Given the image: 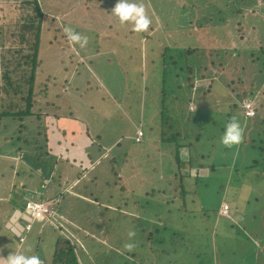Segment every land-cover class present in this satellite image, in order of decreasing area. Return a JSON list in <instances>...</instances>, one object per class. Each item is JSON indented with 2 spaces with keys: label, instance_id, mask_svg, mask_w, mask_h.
Listing matches in <instances>:
<instances>
[{
  "label": "rangeland",
  "instance_id": "374dc122",
  "mask_svg": "<svg viewBox=\"0 0 264 264\" xmlns=\"http://www.w3.org/2000/svg\"><path fill=\"white\" fill-rule=\"evenodd\" d=\"M6 1L13 0H0V7ZM95 1V6L89 10L78 6L77 0L41 1L46 15L39 42L43 56L34 80L43 81L53 76L58 84L64 85L69 72L74 81L79 77L86 80L88 89L81 90L80 96L70 90L67 99L58 98L63 102L58 110L59 116L71 114L79 123L89 125L94 120L100 121L95 129L101 134L96 137L90 132L94 145L89 144L88 149L99 151L112 145L119 154L121 149L127 151L128 144H133L130 149H134V153L120 154L114 162L116 168L103 160L102 167L92 176L93 170L88 169V178L97 179L89 184V193L97 199L98 206L86 205L89 202L84 200L85 204L74 203L75 208L70 212V216L80 220L87 232L79 231L81 239L75 240L64 219L66 224L54 228L59 237L76 247L80 264H261L264 258V82L261 85L264 65H261V75L252 82L247 81L241 88L248 91L250 83L255 88L261 87L257 94L261 96L257 97L256 115L249 120L243 118L234 103L236 100L233 101L235 106L228 104L236 92L227 85V69L254 67V62L247 64L248 60H244L241 51L256 52L258 48H264V0H138L144 3L151 19L148 30L143 33L133 32L128 23H118L110 12L113 5L104 6V1L115 4L116 0H101V7ZM47 11H51L54 20ZM23 13L24 17L19 13L14 17L0 11V35L18 33L22 21L27 22L24 19L27 15ZM104 19L109 22V27L101 35L107 38L97 41L94 35H101L92 29V25ZM63 21L88 37L84 47H73L68 42L72 50L83 57L82 61L74 55L69 56L67 50H61V46L67 48L64 37L59 39L63 32H58L57 38L53 39V28L62 26ZM234 21L239 22L238 25L242 22L246 30L240 32L241 27L234 30ZM16 22L20 24L16 25ZM5 40L0 37V45ZM163 52L172 57L173 67L168 61L164 63ZM212 61L224 65L226 74L224 71L214 82H201L193 90L190 85L195 80L189 78L196 76L197 67ZM2 69L0 67V75ZM161 72L165 75L166 86L172 81L173 87L180 85L166 97L161 95L160 86L164 79ZM209 83H212V92L202 95V89ZM50 88L52 92L47 91V97L60 95L65 90L61 86ZM0 97H4L2 90ZM124 97L141 100L154 120L153 129L151 125H143L141 144L129 140L139 123V103L131 105L128 120L117 108ZM200 98L206 108L198 107ZM243 100H239L240 106ZM190 103L194 106L189 108L195 109L193 112H188ZM216 103L220 104L216 106ZM24 105L23 102L20 104L21 107ZM158 111H164L162 116L168 124L162 122L161 115L157 117ZM106 113L110 114L109 122L108 119L101 121ZM233 117L243 128L242 142L225 148L219 138L225 123ZM113 124L116 128L110 126ZM23 126L27 128L23 129ZM34 128L39 129L38 135L28 131ZM71 128L78 129L76 125ZM108 128L109 132H106ZM179 129H183L181 133L184 134L180 141L174 136ZM21 136L31 144L30 147L21 145L23 151H36L41 141L40 153L45 154L41 118L32 115L21 120L17 116H3L0 118V159L19 156L17 149L22 143ZM75 137L80 142L79 137ZM161 138H168V141H161ZM176 143L179 146H175ZM143 146L146 153L141 148ZM179 147L177 153L175 149ZM84 149V152L88 150ZM52 155L55 157L54 153ZM121 160L126 170L119 167ZM4 162L5 168L0 165V179H5L10 165L8 161ZM28 164L35 166L31 160ZM132 166V170L140 173L139 178L144 179H132L129 186L120 191L119 185H115L119 179L115 178L117 174L113 171L120 169L125 170L124 174H130ZM103 167L112 172L101 175ZM29 171L35 177L32 169ZM32 179V182H38ZM223 202L228 206L226 213L220 210ZM104 203L110 208L103 207ZM59 206L62 210V205ZM6 210L8 214L9 205L0 203V213ZM10 218L6 216L9 223ZM6 222L0 217V257L20 251L25 255L39 256L43 264H51L55 240L50 232L51 225L42 228L39 235L38 226H32L24 243L19 245L14 230H10ZM237 226H245L247 230L256 226V230H260L258 237H246L235 229ZM14 228L17 227L14 225ZM181 228L184 234L183 240L179 241L176 231ZM129 231L135 233L131 240ZM127 243L134 245L131 250L124 247Z\"/></svg>",
  "mask_w": 264,
  "mask_h": 264
},
{
  "label": "crops",
  "instance_id": "0c3cea01",
  "mask_svg": "<svg viewBox=\"0 0 264 264\" xmlns=\"http://www.w3.org/2000/svg\"><path fill=\"white\" fill-rule=\"evenodd\" d=\"M98 53V52H96ZM76 56H78V60L82 61V56L78 54V51L76 53ZM69 76L67 78L68 85L66 86L65 90L68 92L70 90L75 91V94L80 96V91L83 89H88V85L86 84V80L79 79L72 80L71 75L72 73L69 72ZM69 86L73 87V89H70ZM80 98V97H79ZM139 103V123L136 126L135 133L137 130H141L143 128L144 124L151 125V129L155 127L153 125V119L152 116L148 113V111L145 109V107L142 104L141 100H137L134 97H131L130 100H127L125 104H120V107H117L122 116H125L128 120L130 115L128 114V111L131 110V105L136 103ZM128 109H127V108ZM152 107L149 106V109ZM69 118L68 121H63L57 117L52 116H46L45 119H41L44 123V136L42 139L44 144V155L40 153L42 151L41 147L38 148L34 152L30 151H23L21 145L23 147H30L31 144L28 140H24L26 137L21 136V144L18 146V152L19 156L17 158L14 157H6L5 159H0V165L2 162L6 163L7 161L10 163L8 170H6V177L5 179H0V193H3V195H0V203H6L9 205V213L7 214V211L1 212L0 217L5 223L8 219H6V216H11L10 223L7 221L6 224L10 227V230H14V234L18 238L19 245L23 244L24 242L19 241V235L22 234L25 238L28 237L31 230L29 232H24V225L27 221V219L23 215L22 206L24 203L28 200H37V201H44V200H55L56 203V214L58 217H62L65 219L67 224L64 222V220L61 221L62 224H66V228L70 231L73 238L77 241H80V236L78 235L79 231L87 232V229L82 226L80 223V220L78 221L76 217L70 216V212L74 207V203L81 202L83 203L84 200H87L89 202L86 205H96L98 203L97 199L92 197V195L89 193V189H91V186L89 184L93 183L94 179L93 177L88 178V169H92L93 172L97 170L100 166L103 160H106L109 162V166L112 165L115 167L114 162L118 159L120 154L122 155L123 152H126L127 154L131 155L134 149H130L133 147V144H128L125 148L121 149L120 153L117 154L114 149H112V145L109 147H103L100 148V150L94 149H88L89 144H93V137L90 135V132L92 135L99 137L100 132L96 130V124L99 123L97 120H94L91 125L88 123H82L78 121V119L74 118L71 114H68ZM110 114L106 113L102 115L101 121L104 119H108V122L110 119ZM147 115V116H146ZM160 115L158 111L157 117ZM32 116V115H28ZM160 117V116H159ZM23 120V118H21ZM61 121L63 123H61ZM76 125L78 127L77 130H72L71 126ZM113 128H116V125H110ZM27 128V126H23ZM171 127V126H166ZM29 128V127H28ZM100 128V127H99ZM35 129V130H34ZM32 130H28L31 133L30 134H37L39 132V129L34 128ZM94 129V130H92ZM58 131H61L60 134H56ZM106 132H109V128L106 130ZM121 133V131H120ZM133 134L134 136L130 137L129 140L133 141L135 144H141L142 139L144 137V134L140 138V141H137L136 134ZM143 133V132H142ZM79 137V141H77V137ZM34 137V136H33ZM39 139H37L38 142ZM161 141H166V138H161ZM41 145V141H40ZM96 145V143H95ZM112 146V147H111ZM38 147V146H37ZM84 148H87L88 150H93V152H89L86 150L84 152ZM142 150L145 151V146L141 147ZM164 151V150H163ZM157 152H159V149H157ZM185 152H188L186 150ZM4 153H7L4 151ZM25 153H27V157H25ZM52 153L55 154V157H53ZM8 155V154H7ZM91 156V157H90ZM43 158L46 159L45 165L42 164ZM124 159V156H123ZM35 162V166H31L28 164V161ZM121 164L119 167L126 170V167L123 164V161H120ZM126 162V159H125ZM190 167V166H188ZM116 168V167H115ZM32 169V171L35 174V177L32 176V172L29 170ZM133 169V166L131 170ZM103 173L101 175L107 174V172L110 174L112 170L109 168L103 167ZM124 170V171H125ZM4 171V169H3ZM123 170H117L113 171V174H117L115 178L119 179V182L116 181V183L119 185L124 183L125 185L129 186V182L131 179H137L139 178V172L132 170L129 174H124ZM5 173V172H4ZM74 173V174H73ZM129 176V177H128ZM65 179H64V178ZM32 178L37 179L38 182L34 183L32 182ZM139 179H144L143 177H140ZM104 183V182H102ZM107 182H105V185ZM116 185V184H115ZM117 186V185H116ZM109 187V184H108ZM103 193L107 195L108 193L104 190ZM75 198V199H74ZM107 198V197H104ZM80 199V200H79ZM71 200H73L71 203ZM82 200V201H81ZM86 202V201H85ZM85 204V203H83ZM63 207V209H60V206ZM102 205V203H100ZM58 206V207H57ZM98 206V205H96ZM103 207L109 209L110 205H106V203L103 204ZM115 208V207H112ZM111 211V210H110ZM88 216H86L87 218ZM85 218V217H84ZM70 224V226H68ZM14 225L17 227L14 228ZM38 226L37 235L40 234L42 228L49 226L47 224L34 222L33 226ZM50 232L55 236V240L53 241V252L55 248V242L57 238L59 237L57 230L54 229V227L50 226ZM88 234V233H87ZM86 235V234H85ZM93 237V234L91 235ZM52 252V255H53ZM1 255V254H0ZM51 255V257H52Z\"/></svg>",
  "mask_w": 264,
  "mask_h": 264
},
{
  "label": "trees",
  "instance_id": "16d2710c",
  "mask_svg": "<svg viewBox=\"0 0 264 264\" xmlns=\"http://www.w3.org/2000/svg\"><path fill=\"white\" fill-rule=\"evenodd\" d=\"M42 0H13V1H6L2 3L0 7V11L3 12L6 15L9 16H18L17 14L19 13L22 17V12H25L23 14H26L27 17L24 19L27 22L22 21L21 23V28L18 26V30H20L18 33H10L3 35L1 34L0 37L1 39H6L5 42H2L0 45V67H2V73L0 77V90H2L4 97H0V118L5 116H17V117H27L28 115H35L37 118H43L45 119L46 116H52V117H57L59 119L63 118L64 120L68 121V114L67 115H62L59 116L58 110L60 108V104H63L62 101L58 100L59 97H64L67 99V90H64L60 95H53L51 94L50 97H47V91H51L50 87H57L61 86L62 88L68 85L67 83V78L64 79V85H61L60 83L58 84L53 76L48 77L47 79L43 81H37L34 80L36 78V73L37 70L40 68L42 64L41 57V51L39 47V42H40V29L42 26V23L44 21V17L46 16L43 14L45 10L42 9ZM79 1V5L85 10H89L91 6H95L96 1L95 0H77ZM101 0H97V4H100V7L102 6ZM114 5L112 1H104V6H111ZM72 8V7H71ZM84 10V11H85ZM48 14H50V17L54 20L53 14H51V11H47ZM7 17V16H6ZM220 20L222 21V17ZM231 18V17H228ZM238 20L239 17H236ZM99 19V18H98ZM115 19V18H114ZM7 21V18L5 19ZM4 21V24H7ZM94 21V20H93ZM61 23V22H59ZM233 22V29L236 30V28L241 27L239 29L240 32H242L245 28L243 27V23L240 22ZM20 24L19 22H16V25ZM62 26L68 25V22L63 21ZM62 26L58 25V27L55 29L53 28V39L57 38L56 34L58 32H63L62 31ZM106 27H109V22H107L106 19L101 20V22H97V24L92 25V29L96 31L98 34L101 35V32L103 30H106ZM246 30V29H245ZM62 36L65 39L66 42V47H62L63 49L61 50H67L68 55H74L76 56L75 51L72 50L70 45L68 44V41L65 37V34L59 35V39L62 38ZM98 36V37H97ZM94 38H97V41L104 40L107 38L106 35H94ZM97 43V42H96ZM60 44V42H59ZM190 50H186V52H189ZM236 52V51H235ZM74 53V54H72ZM242 56L244 57V60H248L247 64L250 62H254V67L249 68L248 70L244 69H238V68H228L227 71V78H228V84L229 88L232 89V92H236V94L232 98V101H230L228 104H235L238 105V108L241 110V114L243 115V118L246 120L253 119L256 115V102L258 101L257 97L261 96L259 94L260 88L257 87L255 88L251 83L249 85V90H244L241 89L242 86H244L247 81H254L258 78V76L261 75L262 73V66L264 65V48H258V51H250L248 52L247 50H242L241 51ZM68 56V57H69ZM163 57V61L165 64L168 61L169 64L172 66V62L174 63L172 57H170L167 53L163 52L161 54ZM78 59V56H76ZM198 71L196 76L194 77L192 75V72L190 75H192L190 80L193 79L195 80L194 83H191V87H193V90H195V86L197 87L199 83L204 82V81H209V82H214V79H218L223 72L225 71V66L220 64L219 62H209L206 64H202L201 66L197 67ZM183 69H181L180 72H182ZM161 78L164 77V79L161 81V95L166 97L169 93H172V90L178 89L180 85L172 86V82H168V85H165V75L163 72H161ZM230 73V75H229ZM233 73V74H232ZM226 74V71H225ZM229 75V76H228ZM37 78H39L37 76ZM189 80V81H190ZM220 80V79H219ZM261 85L264 82V78L261 77ZM178 82V81H177ZM179 84V83H178ZM236 84V87L234 85ZM49 85V87L47 86ZM260 85V86H261ZM211 86L212 83H209L206 85V88L203 90L202 89V95L212 92L211 91ZM186 89V87H184ZM241 89L238 91V89ZM230 89V90H231ZM187 91V89H186ZM230 92V91H229ZM230 95V93H229ZM238 98H237V97ZM18 98V100L16 99ZM16 100H15V99ZM246 98V99H245ZM192 99V98H191ZM203 98H200L198 102V107L203 109L206 108L205 105L201 104ZM244 99L241 103V106L239 104V100ZM58 100V101H57ZM236 100V102L233 103V101ZM25 103L23 107L20 106L22 102ZM127 99L125 97L123 98V104ZM245 101L251 102V104L254 107V116L253 117H247L244 114V110L242 108V105ZM121 103V104H122ZM220 103H216V106L219 105ZM10 105V106H6ZM192 106H188V112H193L194 110H190L189 108ZM202 106V107H201ZM215 106V105H214ZM194 107V106H192ZM9 109H13V111H9ZM40 114L43 116L41 117ZM164 114V111L160 112V115L162 116ZM62 119V121H63ZM166 122L168 124V121L163 118L162 116V122ZM165 124V123H164ZM183 129H179L176 132H174V136L180 141L184 138V134L181 133ZM61 131H58L56 134H60ZM37 137V136H34ZM198 138V135L195 136ZM168 138H166V141ZM174 139V137H172ZM172 141V140H171ZM195 142V141H194ZM41 145L38 146L40 148ZM175 146H179L178 143H176ZM184 147V145L182 146ZM37 148V149H38ZM179 148H176V152H179ZM46 159L43 158L42 164L45 165ZM264 164V163H263ZM252 167V165H250ZM132 182H129V184ZM117 185V183H116ZM126 186L124 183H122L119 187L120 191H124L126 189ZM232 228V227H228ZM239 231V233H244L246 237L252 236L254 238L258 237V233L260 230H256V226H250V229L247 230L245 226H237L235 227ZM184 230L181 228L179 231H176L178 234L179 241L183 240V234L181 231ZM151 233H148L147 235L150 236ZM250 238V237H249ZM149 239V238H148ZM263 247V246H262ZM51 258V264H80L78 258H77V249L72 245V243L65 239L64 237H58L56 242H55V248L54 252ZM261 264H264V258L261 260Z\"/></svg>",
  "mask_w": 264,
  "mask_h": 264
},
{
  "label": "clouds",
  "instance_id": "9594fccd",
  "mask_svg": "<svg viewBox=\"0 0 264 264\" xmlns=\"http://www.w3.org/2000/svg\"><path fill=\"white\" fill-rule=\"evenodd\" d=\"M110 12L111 15L116 18L118 23L130 24L132 26L131 30L136 33L147 31L151 24V19L146 12L144 3L138 2V0H116ZM62 31L65 34L67 41L73 47L76 45L84 47L87 43L88 37L75 31L74 28L69 25H64ZM242 137L243 128L241 127L240 122L233 117L225 123L219 142L225 148H231L233 146H238L242 142ZM134 235V231L128 232L130 240ZM133 246L132 243L124 245L128 250H131ZM0 264H43V262L37 255H25L20 251H12L6 257H0Z\"/></svg>",
  "mask_w": 264,
  "mask_h": 264
},
{
  "label": "built area",
  "instance_id": "2783aa9c",
  "mask_svg": "<svg viewBox=\"0 0 264 264\" xmlns=\"http://www.w3.org/2000/svg\"><path fill=\"white\" fill-rule=\"evenodd\" d=\"M242 108L244 110V114L247 117L254 116V107L251 102L245 101L242 105ZM135 134L137 136L136 140L140 141V138L143 135L142 131L137 130ZM56 203L57 201L55 200L26 201L22 206L23 215L27 219L24 225V232H29L32 229L34 222L51 225L54 228L58 229V224H61V221L64 219L62 217H58V215L56 214ZM227 208V204L223 202L220 210H223L224 213H226V211L228 210ZM19 241L24 242V236H22V234L19 235Z\"/></svg>",
  "mask_w": 264,
  "mask_h": 264
}]
</instances>
